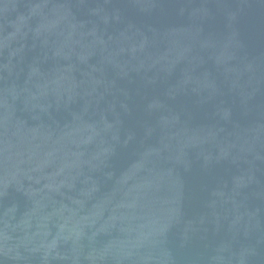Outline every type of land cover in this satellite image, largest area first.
I'll return each instance as SVG.
<instances>
[{"label":"water","instance_id":"water-1","mask_svg":"<svg viewBox=\"0 0 264 264\" xmlns=\"http://www.w3.org/2000/svg\"><path fill=\"white\" fill-rule=\"evenodd\" d=\"M0 264H264V0H0Z\"/></svg>","mask_w":264,"mask_h":264}]
</instances>
